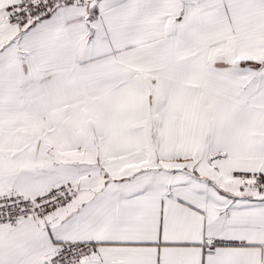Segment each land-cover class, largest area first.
<instances>
[{"label":"snow or ice","instance_id":"1","mask_svg":"<svg viewBox=\"0 0 264 264\" xmlns=\"http://www.w3.org/2000/svg\"><path fill=\"white\" fill-rule=\"evenodd\" d=\"M0 264H264V0H0Z\"/></svg>","mask_w":264,"mask_h":264}]
</instances>
